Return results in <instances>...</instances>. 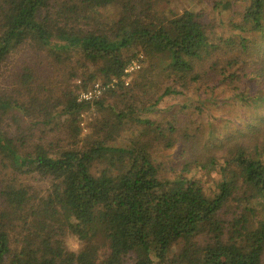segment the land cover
<instances>
[{"label":"trees","instance_id":"trees-1","mask_svg":"<svg viewBox=\"0 0 264 264\" xmlns=\"http://www.w3.org/2000/svg\"><path fill=\"white\" fill-rule=\"evenodd\" d=\"M157 3L0 0V71L23 47L62 67L47 88L21 66L0 90V264H264V133L253 139L249 123L230 136L222 124L238 120L221 115L206 128L208 109L190 100L152 117L166 99L219 86L231 106L264 107V0H243L226 36L200 10L157 14ZM99 81L113 85L79 101ZM158 147L180 152L171 179Z\"/></svg>","mask_w":264,"mask_h":264},{"label":"rangeland","instance_id":"rangeland-1","mask_svg":"<svg viewBox=\"0 0 264 264\" xmlns=\"http://www.w3.org/2000/svg\"><path fill=\"white\" fill-rule=\"evenodd\" d=\"M243 0L237 1V0H158V3L154 7V12L157 14H164L169 15L171 12L174 13H180L183 10H193L198 11L200 10L204 15V20L206 22L215 20L217 22V25L219 26V30L217 31L219 36H226L228 34V26L229 21H235L238 22V17L236 13H238L241 6H243L242 2ZM245 1V0H244ZM230 4L229 8H226L225 5ZM226 8V9H225ZM116 10H112V12H115ZM45 54L43 53L41 57H43ZM39 55L34 52L33 49L23 47V49L19 52H15L12 56H10L9 60L3 65L4 67L1 68L0 71V90L2 91H8L11 90V83L13 82V76L18 68H21V66L29 65L30 67H33V69H36L39 73L40 80L42 84H44L47 88H49V82L53 85L55 84V79L61 78L59 75V69L62 67L60 66H54L51 61L45 59H42ZM45 57V56H44ZM39 61H42V64L39 63ZM139 64V61H138ZM53 66V67H51ZM140 66V64H139ZM137 71V70H136ZM132 75L126 77L125 82L128 84L132 80ZM82 78L79 76L69 78L68 84L70 87L74 88L76 85L81 84ZM99 83L103 84L104 82L99 81ZM92 87V84L88 86V89ZM87 89V90H88ZM206 89H203V91ZM81 90H78L80 92ZM202 91V90H201ZM256 92V91H255ZM254 92V93H255ZM230 93L224 86H219L213 91H207V95H203L201 98L197 97V94L194 93L193 90L187 93V96L179 97L177 100L175 99H166L164 100L153 112L152 117L156 120H161V117L163 116L166 118L168 113L174 112L177 108H179V104H187L188 100L192 102L193 105H198V103H201L207 108L208 110L204 111V120L206 123V128H209L210 124H214L213 121L214 118L221 115V118H226L227 116H230V120H232L233 123L236 124V121L238 120V123L236 127L231 125L228 130V126L225 123H221L223 126V130L227 128L225 133L231 134L230 136H234L235 138H239L241 135L248 136L249 133L247 130H244L246 127L245 124H252L255 123V127L260 130V133L258 131L255 132L254 138L261 140L262 134L264 133V107L260 108L259 110H248L246 108H241L237 103L234 106H231L228 102V99L230 97ZM112 103L111 101H109ZM219 102H226L224 106H222L221 109H219L218 106H214V103ZM211 106H210V105ZM158 110L165 111L164 113L159 114ZM208 111V112H207ZM207 112V113H206ZM212 115L210 116L209 115ZM98 115L97 110L92 108L91 110L87 112H83L81 115V132H80V138H85L88 134V125L90 122L93 121L94 117ZM99 116L101 117H107L108 112H101L99 113ZM161 116V117H160ZM242 116V117H241ZM151 117V116H150ZM242 118L239 119V118ZM261 119V120H260ZM40 120V118H39ZM236 120V121H235ZM212 122V123H210ZM55 133H46V138L49 141V138L53 139V136ZM59 135L61 136L62 133ZM125 137H128V135H125ZM251 137V136H250ZM225 138V136L223 137ZM56 140V138H55ZM124 145H126V141L123 142ZM161 147L154 148L151 150L154 157L157 158L158 162L161 163L163 166V174L162 176L166 179H171V177L174 176V174H178L180 167H175L173 171H169L170 168L173 167V164L175 166L174 161L176 163H179L178 154L180 153L179 150L173 149L170 152H165ZM219 155V154H218ZM217 155V156H218ZM177 159V160H176ZM178 161V162H177ZM176 164V165H177ZM195 170H192L191 174H188L187 177L190 175H194ZM196 177L200 178V181L205 183L208 181V177L203 173L197 172L195 175ZM35 189L37 192L42 193L45 190L46 185L44 184H34ZM72 245L74 248L77 247V244L74 239H72Z\"/></svg>","mask_w":264,"mask_h":264},{"label":"built area","instance_id":"built-area-1","mask_svg":"<svg viewBox=\"0 0 264 264\" xmlns=\"http://www.w3.org/2000/svg\"><path fill=\"white\" fill-rule=\"evenodd\" d=\"M138 69H139L138 62L133 61L125 68L124 73L129 75ZM112 85L113 83L108 84L107 86H104L101 83H96L90 89L79 92V101L92 102L94 99H98L99 97H101L102 92H104L106 88L112 87Z\"/></svg>","mask_w":264,"mask_h":264}]
</instances>
